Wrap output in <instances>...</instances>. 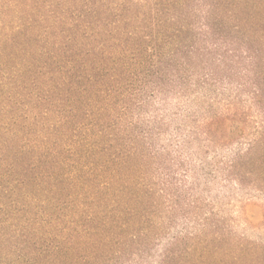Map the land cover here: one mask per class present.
<instances>
[{"label":"trees","instance_id":"trees-1","mask_svg":"<svg viewBox=\"0 0 264 264\" xmlns=\"http://www.w3.org/2000/svg\"><path fill=\"white\" fill-rule=\"evenodd\" d=\"M199 2L197 25L193 0H0V225L20 259L128 225L140 189L115 131L137 85L238 31L264 54V0Z\"/></svg>","mask_w":264,"mask_h":264},{"label":"rangeland","instance_id":"rangeland-1","mask_svg":"<svg viewBox=\"0 0 264 264\" xmlns=\"http://www.w3.org/2000/svg\"><path fill=\"white\" fill-rule=\"evenodd\" d=\"M199 4L187 8L197 25ZM245 32L221 36L211 52L136 86L115 131V151L129 153L127 171L140 189L128 225L102 232L100 244L74 246L68 258L45 250L37 263L38 254L18 257L3 239L10 228L0 225V264H264V163L256 150L264 81L255 82L264 77V54L252 58Z\"/></svg>","mask_w":264,"mask_h":264}]
</instances>
